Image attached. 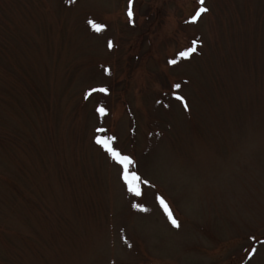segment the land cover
<instances>
[{
	"label": "rangeland",
	"instance_id": "rangeland-1",
	"mask_svg": "<svg viewBox=\"0 0 264 264\" xmlns=\"http://www.w3.org/2000/svg\"><path fill=\"white\" fill-rule=\"evenodd\" d=\"M131 7L0 0V264H264V0H205L196 23L195 0ZM97 128L155 186L143 198Z\"/></svg>",
	"mask_w": 264,
	"mask_h": 264
},
{
	"label": "snow or ice",
	"instance_id": "snow-or-ice-1",
	"mask_svg": "<svg viewBox=\"0 0 264 264\" xmlns=\"http://www.w3.org/2000/svg\"><path fill=\"white\" fill-rule=\"evenodd\" d=\"M67 2H72V0H67ZM195 3L198 5V7L195 8L194 14L191 15L188 22L190 23H196L198 19L202 16V14L206 13L208 9L204 7L205 0H195ZM129 8L126 12V15L128 17V22L132 23L133 20V12H132V0H128ZM88 27L96 32L99 33L103 30L105 25L101 23L95 22L93 19L87 20ZM199 40L193 39L189 46L185 47L182 50H179L175 53L174 57L172 59H169L167 61L169 66L177 65L181 60H188L190 56L197 50ZM108 48L111 49L113 47V43L111 40L108 41ZM105 73H108V69H104ZM172 90H178L181 88L180 83H174L171 86ZM99 91L101 93L107 94L108 90L106 88H99V89H91L88 93H85V98H87L89 95H91L92 92ZM173 95L175 100L179 101L180 104L183 106L185 111H189L187 102L185 98L181 95H178L173 91ZM96 113H98L100 116H105L107 114V110L102 107L98 106L95 109ZM106 129L104 128H97L95 129V132L97 135L93 136L92 142L98 146L99 150H102L104 154H106V159L111 161L114 166H118L117 172H118V179L121 182V188L124 193L127 194L128 197L132 198H143L144 193L142 192V185L147 187H155L148 179H145L142 177V175L139 172V166L137 162L127 154H123L121 150H119L117 147L114 146V142L116 138L114 136H101L99 133L105 132ZM155 203L159 206V208L162 210L164 217L167 219V221L173 226L178 227V221L175 219L173 211L170 207V205L166 202V200L163 198V196L159 193L155 194ZM131 207L134 210L140 211V212H146L147 209L140 203L137 202V200L133 199L130 201ZM124 239V237H121ZM250 239H254L250 237ZM125 243L127 241L125 240ZM264 243V241H262ZM131 247V245H128ZM255 247L252 248V251L248 252L247 255L249 257L252 256L253 252H255Z\"/></svg>",
	"mask_w": 264,
	"mask_h": 264
}]
</instances>
